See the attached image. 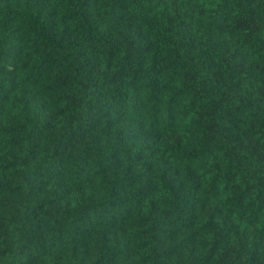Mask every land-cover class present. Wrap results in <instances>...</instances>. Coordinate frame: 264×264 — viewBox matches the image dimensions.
<instances>
[{
  "label": "trees",
  "instance_id": "trees-1",
  "mask_svg": "<svg viewBox=\"0 0 264 264\" xmlns=\"http://www.w3.org/2000/svg\"><path fill=\"white\" fill-rule=\"evenodd\" d=\"M0 264H264V0H0Z\"/></svg>",
  "mask_w": 264,
  "mask_h": 264
}]
</instances>
